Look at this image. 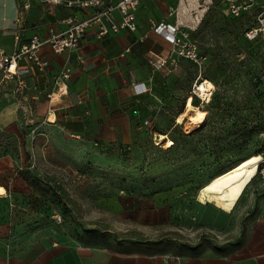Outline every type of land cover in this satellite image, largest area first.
Wrapping results in <instances>:
<instances>
[{
  "label": "rangeland",
  "instance_id": "obj_1",
  "mask_svg": "<svg viewBox=\"0 0 264 264\" xmlns=\"http://www.w3.org/2000/svg\"><path fill=\"white\" fill-rule=\"evenodd\" d=\"M146 1L163 15L159 4ZM223 3L213 0L193 33L199 52L208 57L202 76L216 86L213 102L203 107L208 119L202 127L189 132L188 123H176L185 109L182 98L193 95L197 105L203 102L194 92L200 69L185 58L176 72L184 92L179 108L173 116L146 122L132 147L78 142L32 115L23 114L22 125H0V182L18 193L4 198L13 203L19 221L13 233L42 235L54 225L83 238L98 229L132 243L165 240L196 247L218 242L219 223L234 235L241 205L225 212L199 203L198 194L239 161L264 156V32L256 39L247 36L258 25L260 9L234 16ZM165 132L176 143L173 148L158 144L157 134ZM261 182L264 163L252 189H264ZM233 243L227 240V245ZM11 245L15 250L17 241L7 250Z\"/></svg>",
  "mask_w": 264,
  "mask_h": 264
},
{
  "label": "crops",
  "instance_id": "obj_2",
  "mask_svg": "<svg viewBox=\"0 0 264 264\" xmlns=\"http://www.w3.org/2000/svg\"><path fill=\"white\" fill-rule=\"evenodd\" d=\"M152 1L161 6L163 15L155 14L147 1L140 0L135 32L123 29L99 37L96 29L90 28L77 50L57 53L49 44L44 45L40 55L50 62L47 69L40 70L26 59L19 64L18 77L5 79L0 75V125H22L25 121L21 116L32 115L42 125L54 126L78 142L97 148L132 147L146 122L173 116L184 92L177 78L178 67L172 64L173 46L151 28V20L173 22L169 8L176 1L148 0ZM93 11L44 0H0V50L12 54L35 34L48 38L62 32L66 28L61 23L64 17L76 15L82 19ZM116 19L121 20L118 13ZM128 47L131 52L122 57ZM151 58L166 60L165 67L155 69L149 62ZM66 70L70 78L63 80L60 76ZM136 82L143 83L148 91L137 93ZM0 184L9 195H18L8 184ZM252 186L238 203L241 218L234 235L228 234L226 223H219L218 242L197 247L121 242L98 235L83 238L54 225L42 235L20 236L12 230L20 227L14 205L6 204L3 198L0 264H264V189L253 190ZM254 211L255 217L244 221ZM244 231V239L236 244ZM229 239L235 240V245H227ZM15 241L16 249L11 245L7 250L6 245ZM21 244L29 245L25 248Z\"/></svg>",
  "mask_w": 264,
  "mask_h": 264
},
{
  "label": "built area",
  "instance_id": "obj_3",
  "mask_svg": "<svg viewBox=\"0 0 264 264\" xmlns=\"http://www.w3.org/2000/svg\"><path fill=\"white\" fill-rule=\"evenodd\" d=\"M52 4L60 5L66 3L70 8L78 7L89 12L85 18H78L76 15H69L61 19V23L66 28L60 33H53L48 38L35 34L31 39L21 45V47L12 54L6 50H0V75L5 79H13L19 75V64L23 60L32 61L40 70L49 67L50 62L40 55L41 48L49 44L57 53H64L77 50L81 46V41L90 28H95L98 36L103 37L110 32H120L126 29L135 32L138 29V20L136 11L140 0H119L113 3L111 0H44ZM176 4L169 8V15L174 18L173 22L161 21L159 23L151 20V28L158 34L163 35L173 46L174 55L172 64L177 67L179 60L185 58L196 64L201 72L200 78L194 83L195 94L204 101L203 95H199V85L207 79L203 78L208 57L199 52L198 46L193 39V33L201 24L205 12L213 4V0H174ZM227 5V12L239 16L244 12L256 7L260 9L258 15V25L247 31L249 39H256L264 32V0H224ZM259 4V6H256ZM29 7V4H25ZM116 13L121 20L116 19ZM131 52V47L125 49L122 57ZM150 64L155 69L165 67L166 60L150 59ZM61 79H69L70 71L66 70L60 76ZM134 88L137 93L143 94L148 88L143 84L136 82ZM62 218L57 221L61 223Z\"/></svg>",
  "mask_w": 264,
  "mask_h": 264
},
{
  "label": "bare ground",
  "instance_id": "obj_4",
  "mask_svg": "<svg viewBox=\"0 0 264 264\" xmlns=\"http://www.w3.org/2000/svg\"><path fill=\"white\" fill-rule=\"evenodd\" d=\"M216 89L215 84L204 81L199 85V95H203L205 100L201 105L195 103L193 95H189L185 101V109L176 116V123L184 126L190 125L189 132L206 124L208 113L203 107L211 104L214 99ZM50 121H55L52 115ZM158 144L163 143L166 148H171L175 142L169 133H158ZM264 163V156L260 154L251 155L231 168L214 176L208 183L201 187L198 194V202L203 205L213 204L225 212H233L238 203L243 198L248 187L254 182L260 172V167ZM9 192L5 186L0 184V199L9 197Z\"/></svg>",
  "mask_w": 264,
  "mask_h": 264
},
{
  "label": "trees",
  "instance_id": "obj_5",
  "mask_svg": "<svg viewBox=\"0 0 264 264\" xmlns=\"http://www.w3.org/2000/svg\"><path fill=\"white\" fill-rule=\"evenodd\" d=\"M224 3H223V5L227 8V5H226V3H225V1L224 0H222ZM230 14V13H229ZM243 14V13H242ZM230 15H232V14H230ZM170 135V134H169ZM175 145H176V143H175ZM174 145V146H175ZM173 146V147H174ZM120 147V146H119ZM173 147H171V148H173ZM242 161V160H241ZM240 162V161H239ZM238 162V163H239ZM237 164V163H236ZM235 164V165H236ZM234 166V165H233ZM231 168V167H230ZM229 169V168H228ZM224 172V171H223ZM220 174V173H219ZM90 232V235H98V236H100V237H104V238H115V239H117L116 237H114V236H112L111 235V233L109 232V231H99L98 229H95V230H91V231H89ZM117 240H119V241H121V242H130V241H125V240H122V239H120V238H118ZM242 241V237L241 238H239V239H237V241H236V244H238V243H240ZM149 243H147V244H162V243H166V242H168L169 243V241H165V240H159V241H148ZM164 243V244H165ZM186 245V244H185ZM233 245H235V243H233Z\"/></svg>",
  "mask_w": 264,
  "mask_h": 264
}]
</instances>
